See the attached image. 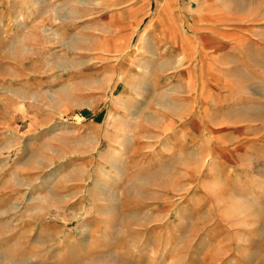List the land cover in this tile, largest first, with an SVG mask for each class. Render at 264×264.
<instances>
[{"label": "rangeland", "instance_id": "obj_1", "mask_svg": "<svg viewBox=\"0 0 264 264\" xmlns=\"http://www.w3.org/2000/svg\"><path fill=\"white\" fill-rule=\"evenodd\" d=\"M180 2L185 24L218 6L204 31L236 35L227 112L205 110L198 137L166 95L137 93L133 46L101 56L99 25L68 39L57 20L43 51L34 37L11 54L2 39L0 264H264V0ZM18 8L0 0L14 33Z\"/></svg>", "mask_w": 264, "mask_h": 264}, {"label": "crops", "instance_id": "obj_2", "mask_svg": "<svg viewBox=\"0 0 264 264\" xmlns=\"http://www.w3.org/2000/svg\"><path fill=\"white\" fill-rule=\"evenodd\" d=\"M57 1L59 0H5V6L13 4L19 6L20 11L17 16L19 32H12L10 26L4 24L5 20L9 21L14 16L6 15L5 18L1 15L0 28L6 25L8 31L0 34V45L2 39H7L8 50L13 54L15 41L20 39L19 43H23L35 37L37 50L43 51L50 48L42 44L49 41L45 30L57 27L58 25L55 24L57 20H67L66 27L62 31L68 39L76 36L77 33L85 34L90 31L92 34L91 27L99 25L101 56H109L113 53L117 56L125 55L128 53L127 49L133 46V56L140 62L137 67L134 66V70H137L134 78L137 93L152 90L154 94L157 90L161 98L166 95L168 106L171 105L170 109L174 108L176 115L185 116L188 122H192L187 129L188 133L193 131L194 136H199L195 133L202 131L198 124L202 125L205 110L215 120L224 118L223 115L227 110L222 109V112L219 110L220 102H217V99L226 92L231 93L230 71L227 68L232 64L229 51L232 47L236 48L233 43L236 41L234 38L236 35L223 32L216 36L204 31L205 14L202 11L207 10L206 14L210 15V10L218 6L204 7L201 4L197 9L195 6L194 11L197 10L199 14L193 15L190 22L187 20L189 24H185L184 20L187 16L185 11H190L193 7L181 3V0H104L103 5L93 9V12L88 5L83 6L81 15L70 6L74 0H64V2L61 0L66 4L67 11L65 14H60L56 9ZM106 1H108L107 5ZM76 18L78 19L75 20ZM47 19L51 22H47ZM211 19L208 17L206 20ZM38 25L44 27L40 28ZM189 25L193 28L192 31L188 30ZM58 30L53 31L58 34ZM26 60L29 63L33 62L27 57ZM26 60L21 63L23 69L29 67ZM125 77L128 81L132 79L127 74ZM155 78L164 80V83L159 84L161 83L159 81L157 87L154 85ZM143 98L142 95L139 109L145 106ZM173 99L175 102L172 101ZM145 102L147 106L149 101ZM209 104L213 105L212 110H207ZM230 116L226 117L234 118ZM243 117L245 116L242 114L237 116L238 119ZM179 130L184 138L186 131L183 128Z\"/></svg>", "mask_w": 264, "mask_h": 264}]
</instances>
